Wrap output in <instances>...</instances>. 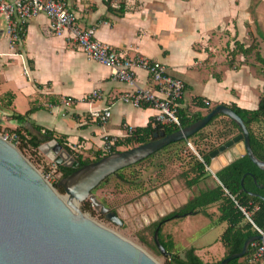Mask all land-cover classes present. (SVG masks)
Returning <instances> with one entry per match:
<instances>
[{
  "label": "crops",
  "instance_id": "1",
  "mask_svg": "<svg viewBox=\"0 0 264 264\" xmlns=\"http://www.w3.org/2000/svg\"><path fill=\"white\" fill-rule=\"evenodd\" d=\"M67 2L76 14L78 26L93 28L96 40L129 57L144 56L158 61L167 67L170 75L180 78L185 85L183 105L190 111L207 114L206 109L193 105L195 97L209 102L210 108L232 103L249 110L257 107L264 85L258 74L259 64L250 56L245 59L238 54L237 66L230 67L224 47L232 50L234 41L248 47L254 41L264 59V0ZM121 2L123 13L119 12ZM135 72L136 86L151 87L144 71ZM93 89L103 93L102 100L85 101L84 97ZM128 89L112 78L111 68L88 59L78 50L68 31L53 34L44 14L28 22L25 38L16 48L9 47L8 38L0 30L1 127L18 126L9 118V110L25 114L34 108L26 127L36 125L53 131L72 151L93 159L97 154L104 155L106 137L123 138L128 133L126 128L144 127L154 118L153 108H136L117 99ZM194 91L191 101H186L185 95ZM7 94L12 97L6 98ZM65 97H71L74 103L63 106L61 100ZM107 106L111 116L101 125L90 112ZM222 155L211 158V171L216 172L227 164H220ZM208 186L212 188L214 183ZM168 235L175 244L179 231L172 228ZM189 247L196 248L204 262L226 257L221 242L216 246H186V249Z\"/></svg>",
  "mask_w": 264,
  "mask_h": 264
},
{
  "label": "water",
  "instance_id": "2",
  "mask_svg": "<svg viewBox=\"0 0 264 264\" xmlns=\"http://www.w3.org/2000/svg\"><path fill=\"white\" fill-rule=\"evenodd\" d=\"M218 114L236 123L241 132L214 150L210 157L226 155L236 145L240 153L228 159L227 164L246 154L264 171V161L253 154L243 121L225 104L214 106L203 118L172 134L154 133L153 140L145 144L110 153L76 169L57 183L65 196L57 192L13 143L0 135V264H159L139 246L89 219L79 209V203L89 199L109 221L121 226L122 219L101 205L92 191L118 170L171 143L187 139ZM39 148L56 166H78L54 140ZM209 172L217 179L215 172L210 169ZM160 226L161 223L155 228L153 240L158 251L166 255L158 237ZM256 240L264 242V237L247 238L240 253L223 258L220 264L242 258L249 244Z\"/></svg>",
  "mask_w": 264,
  "mask_h": 264
},
{
  "label": "trees",
  "instance_id": "3",
  "mask_svg": "<svg viewBox=\"0 0 264 264\" xmlns=\"http://www.w3.org/2000/svg\"><path fill=\"white\" fill-rule=\"evenodd\" d=\"M123 1V0H122ZM123 2H121L119 12L123 13ZM231 59L228 60V65L233 67L235 56L241 54L245 59L249 56L259 64L258 74L264 79V59L261 57L257 50L256 44H251L245 47L244 44L234 41L233 49L230 51ZM6 98H11V94L5 95ZM193 105L198 108H203L210 111V103L205 102L200 97H195ZM229 106L243 121L249 136V143L251 150L255 157L264 161V85L260 94L257 107L249 110L238 107L236 104ZM34 108H31L25 114L16 113L15 111H8V116L11 121L15 122L18 126L10 129L12 132L17 133L21 140V145L17 146L20 151L29 146L32 149H39V147L47 141L56 140L64 150H66L78 162L77 168H72L64 165L56 167L57 171L61 172V177L64 178L74 172L76 169L97 161L105 155L97 154L93 159H85L81 154L72 151L62 137H57L53 131L42 129L40 126L31 125L26 127L25 122L29 120L30 114ZM206 115V114H205ZM205 115L196 111L192 112L188 106L183 105V99L178 102V116L179 126L172 123H156L151 119L146 126L136 127L134 129L126 128L127 135L123 138L115 140L110 148V153L120 151L118 147L124 146L125 148H132L137 145L145 144L153 140L154 133L163 132L165 135L172 134L180 128H185L197 120L203 118ZM224 115L218 114L214 116L202 129L188 137L187 139L171 143L155 153L149 155L145 159L130 165L126 168L118 170L113 175L105 178L98 186L108 181L112 176L121 180H126L124 171L139 165L140 163L152 158L157 153L163 150H169L173 147L183 146L186 152L187 167L180 173V178L183 180L184 186L187 189L200 184L203 181L212 177V174L207 169L211 163L210 154L218 147L238 135L241 131L236 123L229 120V126L226 131L220 136L219 142L210 145L206 149L199 147V140L202 139L204 130L209 127L215 120ZM190 142L192 148L196 153H193L187 146ZM216 180L214 187L207 188L200 191L197 195L187 200L179 207L173 209L166 215L162 216L159 220L154 221L149 227L152 238L148 239L139 235L140 240L146 245L150 246L157 253H160L156 248L153 240V233L155 228L161 223L159 228V241L165 251L167 252V264H220V260L216 262H204L196 253V248L189 247L184 250L180 255L175 250V244L170 235L166 239L162 235V225L173 219L183 217L191 214H203L207 218L214 220L211 217L209 208L215 206L217 218L215 222L218 224L226 223V228L220 235V242L226 249V257L229 255L240 253L244 242L251 236L258 235L255 227L264 231V171L258 168L249 157L244 154L240 158L234 160L229 164H225L215 172ZM241 181L243 183L241 184ZM55 189L59 193H64L62 187H58L57 183L54 184ZM97 188V187H96ZM243 208L248 214V217L242 212ZM251 252V247L248 246L245 255L242 259H234L227 264H248L246 257Z\"/></svg>",
  "mask_w": 264,
  "mask_h": 264
},
{
  "label": "rangeland",
  "instance_id": "4",
  "mask_svg": "<svg viewBox=\"0 0 264 264\" xmlns=\"http://www.w3.org/2000/svg\"><path fill=\"white\" fill-rule=\"evenodd\" d=\"M252 44L256 43L253 41ZM224 50L227 52V59L230 60L231 50L228 47H224ZM236 63L237 61L234 59L233 65L237 66ZM191 94H195V91L194 93L190 92V94L187 93L185 95L186 101H191ZM229 120L224 115L207 127L203 132L204 137L198 142L199 147L206 149L210 145L219 142L220 136L229 126ZM12 133L6 126H0V135L3 137L7 135V140L11 143H13L11 139ZM189 143L188 141L186 146L193 153H196ZM13 144L16 147L20 146L21 140ZM21 153L52 185L58 183L62 178L61 172L56 169L57 166L41 152L40 148L35 150L26 146ZM71 157L73 158L72 155ZM185 157L186 152L183 146L160 151L152 158L125 170L124 175L126 180L112 176L108 181L97 186L92 191V195L101 205L115 211L122 219L123 224L121 226L109 221L89 199L80 203L78 207L89 219L139 246L159 264H167L166 255L157 253L150 246L143 243L139 235L148 239L152 238L150 230L147 227L197 195L200 191L209 188L208 185L215 181L212 176L191 189H187L180 178V173L187 167ZM208 167L211 169L210 166ZM59 194L65 196V192ZM209 212H211V217L214 220L199 213L185 215L165 222L162 225L163 237L166 239L169 230L172 228H176L179 231L175 250L180 255L186 250V246L202 247L203 245H218L220 243V235L226 228V223L218 224L215 222L217 218L215 206L210 207Z\"/></svg>",
  "mask_w": 264,
  "mask_h": 264
},
{
  "label": "built area",
  "instance_id": "5",
  "mask_svg": "<svg viewBox=\"0 0 264 264\" xmlns=\"http://www.w3.org/2000/svg\"><path fill=\"white\" fill-rule=\"evenodd\" d=\"M39 14L47 16L49 28L53 34L62 35L68 31L78 50L82 51L88 59L111 68L112 78L129 87L127 91L117 96L119 101L136 108L151 107L156 111L154 122L172 123L179 126L178 102L183 99L184 82L170 75L167 67L158 61L144 56L129 57L114 47L96 40L93 28L81 29L78 26L76 14L68 7L67 0H0V30L2 29L8 38L10 48H16L23 42L28 22ZM136 69L148 75L151 87L136 86ZM102 98L103 93L98 89H93L84 97V100L92 102L102 100ZM73 103L74 100L71 97L61 100V104L65 107ZM90 113L94 120L105 125L111 116V109L107 106ZM7 137L6 135L4 138L7 139ZM11 139L13 143L20 141L19 135L14 132L11 134ZM104 141V155L106 156L110 154V148L115 139L106 137ZM240 209L248 217L245 210ZM255 228L258 235L264 237V231ZM249 246L251 252L246 257V262L264 264V242L256 240Z\"/></svg>",
  "mask_w": 264,
  "mask_h": 264
},
{
  "label": "bare ground",
  "instance_id": "6",
  "mask_svg": "<svg viewBox=\"0 0 264 264\" xmlns=\"http://www.w3.org/2000/svg\"><path fill=\"white\" fill-rule=\"evenodd\" d=\"M239 152H240L239 148H238L237 146L234 145L232 150H230L226 155L223 154V155L220 157V164H225V163H227V160H228V159L237 156V155L239 154ZM85 200H86V199H85ZM85 200H84V201H85ZM82 202H83V201H82ZM82 202H81V203H82ZM79 204H80V203H79Z\"/></svg>",
  "mask_w": 264,
  "mask_h": 264
}]
</instances>
